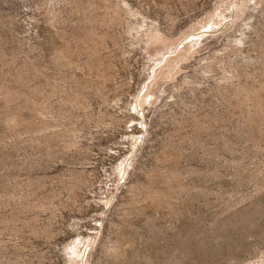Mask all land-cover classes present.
I'll return each mask as SVG.
<instances>
[{
	"label": "rangeland",
	"instance_id": "rangeland-1",
	"mask_svg": "<svg viewBox=\"0 0 264 264\" xmlns=\"http://www.w3.org/2000/svg\"><path fill=\"white\" fill-rule=\"evenodd\" d=\"M0 264H264V0H0Z\"/></svg>",
	"mask_w": 264,
	"mask_h": 264
},
{
	"label": "bare ground",
	"instance_id": "bare-ground-1",
	"mask_svg": "<svg viewBox=\"0 0 264 264\" xmlns=\"http://www.w3.org/2000/svg\"><path fill=\"white\" fill-rule=\"evenodd\" d=\"M221 23V22H220ZM151 27V26H150ZM149 28V27H148ZM145 37L147 39V41H151L153 39H155L158 35V31L155 29V28H149V29H146L145 31ZM148 44V43H147ZM193 46V45H192ZM143 102V101H142Z\"/></svg>",
	"mask_w": 264,
	"mask_h": 264
}]
</instances>
